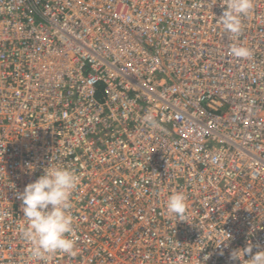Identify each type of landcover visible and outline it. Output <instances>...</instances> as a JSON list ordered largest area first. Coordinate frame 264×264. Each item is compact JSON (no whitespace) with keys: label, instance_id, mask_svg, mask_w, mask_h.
I'll list each match as a JSON object with an SVG mask.
<instances>
[{"label":"built area","instance_id":"2783aa9c","mask_svg":"<svg viewBox=\"0 0 264 264\" xmlns=\"http://www.w3.org/2000/svg\"><path fill=\"white\" fill-rule=\"evenodd\" d=\"M226 7L0 0V264H242L233 250L264 249V0L236 37ZM51 159L79 176L78 252L36 259L17 194Z\"/></svg>","mask_w":264,"mask_h":264},{"label":"clouds","instance_id":"9594fccd","mask_svg":"<svg viewBox=\"0 0 264 264\" xmlns=\"http://www.w3.org/2000/svg\"><path fill=\"white\" fill-rule=\"evenodd\" d=\"M227 5L219 20L226 32L233 37L238 36L243 30V18L248 16L253 7L254 0H227ZM230 53L236 58H249L251 50L243 45L234 44ZM144 123L147 126L157 127L158 122L151 114L145 116ZM36 165L28 163L26 172H34ZM79 183V176L68 167L53 163L44 167L43 174L36 180L28 183L22 192L17 194L21 200L23 219L26 222L22 229L23 238L31 245L30 255L36 259H42L46 254L57 252L70 256H76L78 250L75 240L71 238L74 231V217L70 213L71 196ZM186 196L183 192L172 193L166 202L169 215H176L183 220L186 211ZM226 246V244H225ZM259 247V245H255ZM254 245L249 243L247 247L233 250L230 259L240 260L248 255L247 264H264V249L253 254ZM223 255V250H221ZM210 255L203 258V262Z\"/></svg>","mask_w":264,"mask_h":264}]
</instances>
